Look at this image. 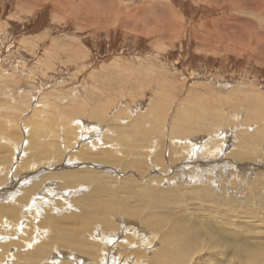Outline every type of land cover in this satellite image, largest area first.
Instances as JSON below:
<instances>
[{
  "label": "rangeland",
  "instance_id": "rangeland-1",
  "mask_svg": "<svg viewBox=\"0 0 264 264\" xmlns=\"http://www.w3.org/2000/svg\"><path fill=\"white\" fill-rule=\"evenodd\" d=\"M137 125H141L140 128L144 126L142 129L148 134V138L139 141L136 147L139 159L152 160L147 165L149 169L147 166L144 168L147 174L151 173L147 177L161 178L163 183H157L167 196L176 190L182 196V208L186 210L175 213L177 224L201 221L203 212L196 210L209 206L201 200H196L193 206L194 202L189 201V194L185 192L188 188L191 190L196 185H204L214 190L217 188V192L222 194L228 184L229 203H240L264 191V180L258 178L264 176V0H0V177H3L0 206L6 209L15 207L18 214L21 213L20 221L15 222V231L12 230L13 225L5 227L9 234H5L3 228L0 230V237L4 236V239L3 236L0 238L3 239L0 244L14 243L9 246L11 249L8 248L12 251H6L10 257L8 254L0 264H23L25 256L33 254L38 247L36 239L55 235L50 233L55 222L65 231L63 235H68V220L79 213L78 200L88 196L92 188L87 184L82 188L70 186L71 189L63 186L64 183L55 176L62 171H99L105 166L110 170L116 168L117 172L104 171L105 176L107 179L119 177L120 181L115 179L119 183L116 186L119 185L122 195L127 196L120 182L126 180V175H134L133 172L140 174L138 157L125 150L126 144L136 139ZM152 129L160 130L163 138L156 140L163 148L160 155L163 162L158 161L157 151L148 142ZM254 134L256 143L260 142L262 147L253 150L257 155L255 162L251 157L233 158L231 154L240 149L239 143L250 138L252 141ZM36 136H41L43 142L42 139L37 142ZM207 145H212V149ZM175 148L181 151L180 154ZM82 151H87L85 160H79L77 156ZM119 151L122 155L125 153L126 159ZM170 151L175 152L179 159L177 156L171 159ZM55 154L60 155L59 160ZM111 155L117 158L114 159L117 164L108 161L112 160L109 158ZM69 159L77 163L67 162ZM65 162L69 168H63L67 165ZM225 162L235 168H223ZM39 163H43L44 168ZM188 164L193 166H186ZM252 166H255V176L247 174V167ZM126 167L129 170L124 172ZM35 171L42 174L35 176ZM193 172L199 173L200 179L191 180L187 176ZM138 176L134 177L145 183ZM148 184L151 188H158L154 183ZM231 189L238 192L233 199ZM257 201L258 205L252 204L250 209L257 213L255 216L264 219V198L259 202L257 197ZM211 205L232 215L231 210L220 206L218 201ZM238 205L241 206L240 211L247 210L242 206L243 202ZM224 213L220 211L214 215L224 219ZM210 215L213 214H205V217ZM3 222L4 218L0 219V223ZM139 222L135 218L131 224L123 226L129 229L125 236L117 230L118 235L113 232L108 237V234H100L98 225L97 228L93 225V231L87 234L86 239L95 240L99 245V238L103 236L105 253L101 256L97 253L94 258L89 257L55 242L49 244L51 249L48 248L47 254L50 255L39 259L38 264H74L75 260L77 264L78 258V264H101L98 262L101 259L105 264H152L154 252L160 250L161 243L153 240L150 245V237L144 232L146 227H142L143 230ZM25 224L30 227L29 238L22 236V231L27 233V230H22L27 227ZM41 225H46V228ZM76 226L74 230L81 231ZM140 231L144 235H140ZM10 232H14L13 235L16 232V238ZM252 232L254 230L244 234V238L249 239ZM255 232L264 235V220L257 226L255 223ZM41 235L45 237L42 239ZM29 240L36 243L33 248L27 245L28 249L25 246L19 248V241L30 243ZM247 242L255 244L254 240ZM216 247L212 251L202 249L186 264H252L247 258L229 254L221 244H216ZM13 250L24 256L20 263L19 255L12 256ZM56 252L59 257L54 255Z\"/></svg>",
  "mask_w": 264,
  "mask_h": 264
},
{
  "label": "bare ground",
  "instance_id": "bare-ground-1",
  "mask_svg": "<svg viewBox=\"0 0 264 264\" xmlns=\"http://www.w3.org/2000/svg\"><path fill=\"white\" fill-rule=\"evenodd\" d=\"M207 1V0H205ZM234 1V0H233ZM262 3V2H261ZM255 5V4H253ZM260 6V5H259ZM258 6V7H259ZM235 7V6H234ZM259 9V8H258ZM257 9V10H258ZM255 10V9H254ZM256 11V10H255ZM237 24V23H236ZM206 109V108H205ZM162 111V110H161ZM209 111V110H208ZM97 113V112H96ZM184 114V113H183ZM203 114V113H202ZM154 115V114H153ZM181 115V114H180ZM156 116V115H155ZM205 116V115H204ZM207 116V114H206ZM205 116V117H206ZM203 117V116H202ZM173 118V117H172ZM178 118V117H177ZM184 118V117H183ZM196 118V117H195ZM199 118V117H198ZM216 118V117H215ZM179 119V118H178ZM157 120V119H156ZM188 120V118H187ZM190 120V119H189ZM205 120V119H204ZM215 120V119H214ZM217 120V119H216ZM215 120V122H216ZM177 121V120H176ZM192 121H194L192 119ZM212 121V120H211ZM172 122H175V120L173 119ZM171 122V123H172ZM182 122V121H180ZM191 122V121H190ZM199 122V121H197ZM213 122V121H212ZM192 123V122H191ZM207 123V122H206ZM143 124V123H142ZM159 124V123H158ZM164 124L165 123V120H164ZM82 125V124H81ZM171 125V124H170ZM183 125V123H182ZM193 125V124H192ZM201 125V123H200ZM199 127H202L200 126ZM83 126V125H82ZM122 126V125H121ZM131 126V125H130ZM138 127V131H136L135 135H136V139H132L129 141L128 144H126L125 146V141H123L124 143V146H125V150L126 152L128 151H131L134 153L133 156H136L138 157V161H139V164H138V170L140 172V174H137V172H133L134 175L132 174H129L128 176L126 175V180L125 181H121L120 184L123 186V191L124 193L127 192V196L124 197L122 195V188L117 185L118 181V178L116 181L115 179H107L106 178V173L104 171H110L109 173L111 172H117L118 170L115 168L114 170H110L108 169V167H103L104 169L103 170H99V171H92V170H88V169H81V170H78V171H73L71 172L70 171H62L61 174H57L55 175L58 180L63 184V186L65 185L66 187H70V186H79V187H84L85 184L87 185H90L92 188L91 189V193L88 195V196H83L81 197L79 200H78V203H79V213L77 212V215L76 216H73L70 220L69 223H70V229L68 230V235H63V232H65L61 227H59L57 225V222L54 223V225L52 226V234H55L54 236L52 235H48V237H46L45 239H48L47 241H45L44 243H42L41 245H39V241H43L45 239H43L44 237H42L43 240H38L36 239L37 241V248L35 249V252L31 255H27L25 256L26 257V261L25 259H23L22 256H20V254L18 253H15V250L14 251V254H12V256H15V255H19L20 257L18 258V262L20 263V259H23L22 262L23 264H38V261L39 259H41L42 257H45L47 255V257L50 255H48L47 253H49V244L51 243H60L62 247H66V248H74L82 253H85L86 255H88L89 257H93L95 256V254L97 255V253L101 256V254H104L105 253V250L104 249V245H103V241L106 242V240H103L102 237L99 238V245L98 244H95V240L91 241L90 239H86V236L87 234H91L92 231H93V225L95 228H97V225L99 226L100 228V234H103V235H107L109 237V234L115 232V235H118V233L121 231L122 235L125 236V233H127L129 231V229H125L123 228V226H128L129 224H131V221L132 219H135V218H138V220L141 222L142 226L141 228L143 227H146V229L144 230V232L149 235L150 237V245H151V242L153 240H158L159 243H161V246L159 247V251L158 252H154V258H153V261L151 262L152 264H186L189 259L195 255V254H198L201 252L202 249H209V250H213L215 248H218L216 247V244H221L225 249L226 251L231 254V255H235V256H238L239 258H247V261L249 263H252V264H264V235L262 236V233H257L255 232V223H256V226L258 225L259 222L263 221L264 219H260L258 218V216H255V214H257L255 211H251L250 209V205L252 206V204H255V206H257L258 204V201H257V197H258V200L260 202V200L262 198H264V191L262 192H259V194H255L252 195L251 197L249 198H246L245 200L243 199L242 201H239L240 203H235V201H233L232 203H229L228 202V187L226 185V187H224V190H223V193L220 194L219 192H217V188L216 190H214L212 187H208V186H202L200 187L199 185H196L194 188H192L191 190H189L190 188L186 189L185 192H188L187 194H189V201H192L194 203H192L193 206L196 205V200H201V201H204L207 205L209 206H205L203 209H197L196 211H200L201 213L203 212V215H202V220H195V221H188L184 224H177L175 222V219H176V216L175 213H182L183 209L185 208H182V196L179 195V192L176 190V192L174 191H171V195L170 196H167L165 193H164V186L162 187L163 189H161V185L159 183H157V181H161V178H148L147 175L151 176V173L147 174V171L145 172L144 171V168L145 166L147 165H150V162L152 161L150 159V161H144L146 159H139V154L138 152H136V147L139 146V141H143V140H146V138H148V134L146 133L145 130L142 129V127L144 128V126H142L140 128L141 125H137ZM169 126V124H168ZM175 126V124H174ZM173 126V127H174ZM184 126V125H183ZM114 127V126H113ZM133 127V126H132ZM131 127V128H132ZM146 127V126H145ZM190 127V126H189ZM197 127V128H199ZM115 128V127H114ZM113 128V129H114ZM134 129L135 128V125L133 127ZM158 128V127H157ZM165 128V127H164ZM172 128V127H171ZM181 128V127H179ZM192 128V127H191ZM210 128V127H209ZM123 129V128H122ZM156 129V128H155ZM173 129V128H172ZM41 130V129H40ZM153 130V129H152ZM168 130V129H167ZM178 130V128H177ZM197 130V129H196ZM219 130V128H218ZM38 131V130H37ZM42 131V130H41ZM154 131V130H153ZM152 131L151 135H150V140L148 141L150 146H152L153 148H155L154 150L157 151V156H158V161H161L163 162V159L160 157V155L162 154L161 151H162V147H159V145L157 144L160 139V137L162 138L161 136V133H160V130H155L154 132ZM165 131V130H164ZM203 131V130H202ZM40 132V131H39ZM112 132V131H111ZM150 132V131H149ZM42 133V132H41ZM175 133V132H174ZM182 132H180L181 134ZM43 134V133H42ZM114 134V133H113ZM150 134V133H149ZM190 134V133H189ZM38 135V134H36ZM41 135V134H40ZM110 135V134H108ZM117 135V134H116ZM173 135H176V134H173ZM172 135V137H173ZM185 135V134H184ZM188 135V133H187ZM194 135V134H193ZM196 135V134H195ZM43 136V135H41ZM41 136H36V139L38 138L37 142H40L42 138H40ZM111 136V135H110ZM113 136V135H112ZM111 136V137H112ZM171 136V134H170ZM180 136V135H179ZM192 136V135H191ZM245 136V135H244ZM67 137V136H66ZM130 137V136H129ZM187 137V136H186ZM189 137V136H188ZM222 137V136H221ZM40 138V139H39ZM44 138V137H43ZM47 138V136H46ZM108 138V137H107ZM170 138V137H169ZM168 138V139H169ZM174 138V137H173ZM182 138V137H181ZM185 138V137H184ZM58 139V138H57ZM115 139V138H114ZM163 139V138H162ZM176 139V138H175ZM192 139V138H191ZM209 139V138H208ZM213 139V138H212ZM40 140V141H39ZM117 140V139H116ZM157 140V141H156ZM166 140V139H165ZM108 141V140H107ZM118 141H119V138H118ZM184 141H188V140H184ZM241 141V140H240ZM43 142V139L42 141ZM117 142V141H116ZM127 142V141H126ZM204 142V141H203ZM257 141H255V134L252 135V141H251V138L250 139H246V140H243L242 142H240L239 144H241L240 146V149H238L236 152L234 151L231 156L233 158H239V159H250V157L252 158V160L255 162V160L257 159L256 158V154L255 152H253V150L255 148L259 149V148H262L261 147V144L260 142L256 143ZM77 143V142H76ZM110 143V142H109ZM118 144H120L119 142H117ZM115 143V144H117ZM219 143H222L219 142ZM39 144V143H38ZM78 144V143H77ZM117 144V146H118ZM122 144V143H121ZM160 144V143H159ZM196 144V143H195ZM211 144V143H210ZM218 144V143H217ZM224 144V143H223ZM37 145V144H36ZM57 145V144H56ZM55 145V146H56ZM123 145V144H122ZM121 145V146H122ZM222 145V144H221ZM64 146V145H63ZM77 146V145H76ZM141 146V145H140ZM208 146V145H207ZM212 146V145H211ZM211 146H208V147H211ZM37 147V146H36ZM57 147V146H56ZM105 147V146H104ZM206 147V148H208ZM215 147V146H213ZM51 148V147H50ZM58 148V147H57ZM66 148V147H64ZM64 148H63V151H64ZM124 148V147H123ZM138 148V147H137ZM216 148V147H215ZM248 148V149H247ZM88 149V148H87ZM87 149H83V150H87ZM121 149V148H120ZM145 149V148H144ZM147 149V148H146ZM176 149V148H175ZM212 149V147L210 148V150ZM81 150V149H80ZM119 150V149H118ZM118 150L116 151L118 153ZM124 150V151H125ZM139 150V149H138ZM179 154L180 152L178 151V148L176 149ZM184 150V149H183ZM182 150V151H183ZM186 150V149H185ZM207 150V149H206ZM261 150V149H260ZM46 151V150H45ZM59 151L62 152V148L60 149L59 148ZM88 151V150H87ZM87 151L84 152L82 151V154L78 156L79 160H85L88 158L87 156ZM122 151V150H121ZM121 151H119L121 153ZM144 151V150H143ZM147 151H150V150H147ZM174 151V149H173ZM173 151H170V158L171 159H175V157L177 156L175 154V152ZM205 151V149H204ZM208 151V150H207ZM206 151V153H207ZM213 151V150H212ZM44 152V151H42ZM48 152V151H47ZM123 152V151H122ZM142 152V151H141ZM146 152V151H145ZM167 152V151H166ZM186 152V151H185ZM210 152V151H209ZM216 152V151H214ZM264 152V151H263ZM220 153V152H219ZM30 154V153H28ZM77 154V153H76ZM88 154H91V153H88ZM99 154V153H98ZM97 154V155H98ZM112 154V153H111ZM125 154V153H124ZM123 154V155H124ZM129 154V153H128ZM212 154V153H211ZM260 154L259 153V157H260ZM34 155V154H33ZM56 155V159L59 160L60 159V155L59 154H55ZM71 155V154H70ZM96 155V154H95ZM105 155V154H104ZM109 155V154H107ZM105 155V156H107ZM116 155V154H115ZM118 155V154H117ZM116 155V157H117ZM120 155V154H119ZM122 155V153H121ZM122 155V156H123ZM202 155V154H201ZM229 155V154H228ZM91 156V155H90ZM93 156V154H92ZM91 156V157H92ZM113 155H111V157L109 158H112ZM126 156V155H125ZM130 156V155H129ZM168 156V157H169ZM180 156V155H179ZM203 156V155H202ZM205 156V155H204ZM203 156V157H204ZM262 156V155H261ZM264 156V155H263ZM33 157V156H32ZM44 157V156H43ZM49 157V156H48ZM55 157V156H54ZM73 157V155H72ZM98 156H96L97 158ZM124 157V156H123ZM127 157V156H126ZM126 157H124L126 159ZM143 157H145V154L143 152ZM147 157V155H146ZM167 157V156H166ZM183 157V155H182ZM202 157V158H203ZM231 157V158H232ZM29 158V157H27ZM34 158V157H33ZM70 158V157H69ZM93 158V157H92ZM103 158V157H102ZM101 158V159H102ZM106 158V157H105ZM178 158V156L176 157ZM188 158V157H187ZM10 159V158H9ZM26 159V158H24ZM37 159V158H36ZM42 159V157H41ZM44 159H47V158H43ZM94 159V158H93ZM99 159V158H98ZM114 159H117L115 158H112V160ZM132 159V158H130ZM166 159V158H165ZM179 159V158H178ZM177 159V161H179ZM186 159V158H185ZM189 159V158H188ZM30 161V159H28ZM89 160V159H88ZM91 160V159H90ZM112 160H108L109 162L111 161L112 163H116V160L112 161ZM135 160V159H133ZM157 160V159H156ZM168 160V159H167ZM166 160V161H167ZM187 160V159H186ZM260 160V159H259ZM258 160V161H259ZM2 161V160H1ZM6 161V160H5ZM38 161V160H37ZM101 161V160H100ZM120 161V160H119ZM121 161H122V158H121ZM125 161V160H123ZM127 161V160H126ZM130 161V160H129ZM157 161V162H158ZM169 161V160H168ZM167 161V162H168ZM175 161V162H177ZM194 161V160H192ZM240 161V160H239ZM243 161L242 160V164H243ZM36 162V161H35ZM39 162V161H38ZM41 162V160H40ZM46 162V161H45ZM58 162V161H57ZM67 162H74V161H70V159L67 161ZM65 162V163H67ZM85 162V161H84ZM82 162V163H84ZM97 162V161H96ZM107 161H104L103 163H105ZM108 162V163H109ZM110 162V163H111ZM118 162V161H117ZM132 162V161H131ZM130 162V163H131ZM161 162V163H162ZM165 162V161H164ZM171 162V161H169ZM181 162V161H180ZM179 162V163H180ZM205 162V161H204ZM208 163V161H206ZM8 163V162H7ZM22 163V162H21ZM34 163V162H33ZM74 163H77V162H74ZM80 163V162H79ZM119 163V162H118ZM153 163V162H152ZM173 163V162H172ZM172 163H170L172 165ZM186 162H184L183 164H185ZM236 163V162H235ZM245 163V162H244ZM253 163V162H252ZM40 164V163H39ZM42 165V164H40ZM72 164V163H71ZM81 164V163H80ZM99 164V163H97ZM117 164V163H116ZM127 164V162H126ZM134 164V163H133ZM133 164H132V167H133ZM178 164V163H177ZM222 164V163H221ZM130 165V164H129ZM165 165V164H164ZM174 165V163H173ZM176 165V164H175ZM181 165V164H180ZM190 164L186 165L189 167ZM206 165V164H205ZM216 165V164H215ZM236 165V164H235ZM238 165V163H237ZM254 165V164H253ZM11 166V165H10ZM19 166V164L17 165ZM33 166H37L36 164ZM43 166V165H42ZM163 166V165H162ZM160 166V168L162 167ZM169 166V165H168ZM190 166H193V165H190ZM199 166V165H198ZM202 166V164H201ZM217 166V165H216ZM222 166V165H221ZM220 166V167H221ZM27 167V166H26ZM29 167V166H28ZM41 167V166H40ZM65 167H68V163L67 165H63V168ZM73 167V166H72ZM120 167V166H119ZM135 167V166H134ZM133 167V168H134ZM153 167V166H152ZM157 167V166H156ZM155 167V168H156ZM164 167V166H163ZM162 167V168H163ZM172 167V166H171ZM187 167V168H188ZM208 167V166H207ZM235 168L229 164H227L225 162V165L223 166V168ZM243 167H246V166H243ZM44 168V166H43ZM47 168V167H46ZM82 168V167H81ZM128 167L124 168V172L125 170H129L127 169ZM146 168L149 169V166H147ZM158 168V167H157ZM173 168V167H172ZM202 168V167H201ZM218 168V166L216 167ZM258 168V166H257ZM256 168V169H257ZM20 169V168H19ZM48 169V168H47ZM121 169V168H120ZM170 169V168H169ZM210 169V168H209ZM244 169V168H243ZM247 169H249V173H247L249 176H253L255 174V166H252L250 168L247 167ZM12 170V169H10ZM25 170V169H24ZM23 170V172H24ZM29 170L32 171L31 168H29ZM37 170V169H36ZM76 170V169H75ZM164 170H165V167H164ZM168 170V169H167ZM175 170V169H174ZM180 170V168H179ZM206 170H208L206 168ZM214 170V169H212ZM20 171V170H19ZM38 171V170H37ZM43 171V169H42ZM120 171V170H119ZM150 171V170H149ZM169 171V170H168ZM171 171V172H170ZM169 172L170 173H173L172 170H170ZM196 171V170H195ZM209 171V170H208ZM227 173L228 170H226ZM230 171V170H229ZM5 172V171H4ZM14 172V171H12ZM22 172V171H21ZM30 172V171H29ZM41 172V171H40ZM176 172V171H175ZM181 172H183L181 170ZM187 172V170H185V173ZM198 172V171H197ZM242 172V170H241ZM15 173V172H14ZM20 173V172H19ZM39 173V172H38ZM160 173V171H159ZM163 173H166V172H163ZM162 173V174H163ZM169 173V174H170ZM178 173V172H176ZM180 173V172H179ZM184 173V172H183ZM207 173V172H206ZM2 174V173H1ZM6 174V173H5ZM33 174V173H32ZM37 172L35 171V176H36ZM40 174V173H39ZM39 174H37L39 176ZM42 174V173H41ZM40 174V175H41ZM48 174V172L46 173ZM52 174V172H51ZM114 174V173H112ZM116 174V173H115ZM121 175L124 174V173H120ZM156 174V173H155ZM174 174V173H173ZM172 174V175H173ZM182 174V173H181ZM199 173H196V172H193V174H187V176H190L189 178H191V180H195L196 178L200 179V175H198ZM225 174V173H224ZM45 175V173L43 174ZM42 175V176H43ZM109 175V174H107ZM111 175V174H110ZM109 175V176H110ZM138 176L142 179L143 182L145 183H141L140 181H138L134 176ZM164 175V174H163ZM175 175V174H174ZM173 175V176H174ZM177 175V174H176ZM179 175V174H178ZM2 176H4L2 174ZM8 176H9V173H8ZM37 176V177H38ZM116 176V175H114ZM166 176V175H165ZM202 176V175H201ZM210 176V175H209ZM247 176V175H246ZM255 176V175H254ZM258 176V174H257ZM256 176V177H257ZM46 177V175H45ZM50 177V176H49ZM53 177V175H52ZM169 177V175H168ZM204 177V175H203ZM219 177V176H218ZM224 177V175H223ZM231 177V176H230ZM18 178V177H17ZM109 178V177H108ZM174 178V177H172ZM180 178V177H179ZM188 178V179H189ZM222 178V176L220 177ZM227 178V176H226ZM236 178V177H234ZM241 178V177H240ZM243 178V177H242ZM248 178V176H247ZM258 178H260L261 180H264V176H258ZM6 179V178H5ZM8 179V178H7ZM22 179V178H21ZM25 179V178H24ZM29 179H31V177H29ZM35 179V178H33ZM166 179V178H165ZM176 179V177H175ZM173 179V180H175ZM183 179V177H182ZM185 179V178H184ZM218 179V178H217ZM223 179V178H222ZM228 179V178H227ZM250 179V178H249ZM26 180V179H25ZM41 180V179H40ZM38 180V181H40ZM43 180V179H42ZM50 180H52L50 178ZM54 180V179H53ZM163 180V179H162ZM190 180V179H189ZM214 180V179H213ZM233 180V179H232ZM255 180V179H254ZM2 181H3V177H0V184H2ZM24 181V180H23ZM27 181V180H26ZM36 181V182H38ZM165 181V180H164ZM169 181V180H168ZM171 181V179H170ZM176 181V180H175ZM201 181V180H200ZM224 181V180H223ZM244 181V180H243ZM148 182L150 183H154L158 188H151V186L148 184ZM162 182V181H161ZM202 182V181H201ZM200 182V183H201ZM216 182V181H215ZM214 182V183H215ZM218 182V181H217ZM222 182V181H221ZM252 182V180H251ZM250 182V183H251ZM264 182V181H263ZM15 183V182H14ZM58 183V182H57ZM108 183V185H107ZM163 183V182H162ZM213 183V184H214ZM237 183V182H236ZM245 183V181H244ZM248 183V182H247ZM5 184V182H4ZM11 184V183H10ZM13 184V183H12ZM11 184V185H12ZM21 184V183H20ZM52 184V183H51ZM119 184V183H118ZM170 184V183H169ZM212 184V185H213ZM253 184V182H252ZM60 185V184H58ZM57 185V186H58ZM230 187L232 188V184L230 183ZM3 186V185H2ZM1 186V188H2ZM8 186V185H7ZM25 186V185H23ZM210 186V185H209ZM262 186V185H260ZM9 187V186H8ZM13 187V186H12ZM26 187V186H25ZM47 187V186H46ZM170 187V186H169ZM259 187V186H258ZM14 188H16L14 186ZM32 188H33V185H32ZM62 188V187H61ZM77 188V187H76ZM88 188V187H87ZM236 188V187H235ZM262 188V187H260ZM264 188V187H263ZM20 189V188H19ZM41 189V188H39ZM63 189V188H62ZM71 189V187L69 188ZM73 189V188H72ZM79 189V188H78ZM85 189V188H84ZM83 189V191H84ZM234 189V188H233ZM233 189L232 192H233V195L231 197V199H233V196H236V193L238 192H235ZM251 189V188H250ZM16 190V189H15ZM50 190V189H49ZM74 191H76V189H73ZM80 190V189H79ZM172 190V189H171ZM240 190V189H239ZM254 190V189H253ZM41 191V190H40ZM44 191V189H43ZM68 191V189H67ZM245 191V190H243ZM261 191V189H260ZM5 192V191H4ZM11 192V191H10ZM168 192V191H167ZM241 192V191H240ZM21 193V192H20ZM27 193V192H25ZM244 193V192H243ZM2 194V193H1ZM22 194V193H21ZM30 194V192H29ZM56 194V193H54ZM73 194V193H72ZM79 194V193H78ZM15 195V194H14ZM18 195V194H17ZM81 195V194H80ZM248 195V194H247ZM4 196V195H3ZM8 196V195H7ZM22 196V195H21ZM79 196V195H78ZM16 197V196H15ZM27 197V196H26ZM25 197V198H26ZM30 197V196H29ZM55 197V196H54ZM7 198V197H5ZM28 198V197H27ZM76 198V197H75ZM78 198V197H77ZM168 198H170L171 200H168ZM2 199V198H1ZM23 199V198H22ZM30 199V198H29ZM186 200V199H184ZM183 200V201H184ZM29 201V200H28ZM31 201V199H30ZM58 201V200H57ZM218 201L219 202V205L224 207V208H227V209H230L231 212H232V215H227L224 213V211L221 209V207H217L215 208L214 205H211L212 203ZM252 201V202H251ZM139 203V205H136V203ZM185 202V201H184ZM243 202V205L242 206H246L247 207V210H244L243 211H240L241 209V206L238 205V204H241ZM58 203V202H57ZM64 203V202H61V204ZM23 204H26L23 202ZM33 204V203H32ZM59 205L62 207V205ZM65 204V203H64ZM75 204V202H74ZM17 207H21L19 203H16L15 204ZM66 206V205H65ZM64 206V207H65ZM71 207V206H70ZM78 207V206H77ZM249 207V208H248ZM63 208V207H62ZM61 208V209H62ZM69 208V207H68ZM67 208V209H68ZM72 208V207H71ZM70 208V209H71ZM26 209V208H25ZM57 209V208H56ZM73 209V208H72ZM71 209V210H72ZM52 210V209H51ZM66 210V209H65ZM75 210V209H74ZM73 210V211H74ZM186 210V209H185ZM76 211V210H75ZM222 211L224 213V216L226 218H220L214 214L218 213ZM28 213V212H26ZM49 213V212H48ZM54 213V212H53ZM73 213V212H72ZM71 213V214H72ZM262 213V212H261ZM36 214V213H35ZM43 214V213H42ZM59 214V213H58ZM67 214V213H66ZM70 214V215H71ZM205 214H213V215H210V216H206L205 217ZM18 215H19V219H18ZM20 215L21 213L18 214V211L15 207H11V209H6L5 207H2L0 206V219L4 218V221L3 223H0V230L3 228V230L5 231V227L7 226L8 228H10V225L12 226L13 225V228L12 230L15 231V222L18 220L20 221ZM23 215V214H22ZM27 215V214H25ZM24 215V216H25ZM30 212H29V216H30ZM54 215V214H53ZM69 215V214H68ZM259 215V214H258ZM23 216V217H24ZM28 216V215H27ZM49 216V215H48ZM56 216V215H55ZM62 216V215H61ZM64 216V215H63ZM231 216V217H229ZM58 217V216H57ZM60 217V216H59ZM71 217V216H69ZM27 219V218H26ZM40 219V218H39ZM45 219V218H44ZM51 220V219H50ZM53 220V219H52ZM64 220V219H63ZM62 221V220H61ZM60 221V222H61ZM137 221V220H136ZM237 221L241 222V224H239ZM46 222L47 219H46ZM139 222V223H140ZM20 223V222H19ZM32 223V222H31ZM42 223H45L42 221ZM64 223V222H63ZM24 224V222H23ZM65 224V223H64ZM124 224V225H122ZM137 224V223H136ZM21 225V224H20ZM26 225V224H25ZM33 225V224H32ZM31 225V226H32ZM51 225V224H50ZM60 225V224H59ZM79 229H81V231L77 230H74V227L75 226ZM27 227H24L22 230H27V233L26 231H22V236L26 235L25 237H28L29 233V228L28 225H26ZM44 225H41L40 227H42ZM46 226V225H45ZM44 226V227H45ZM118 226H122L123 229H120ZM43 228V227H42ZM46 228V227H45ZM35 229V227L33 228ZM48 229V228H47ZM46 229V230H47ZM126 231H125V230ZM11 230V231H12ZM95 230V229H94ZM97 230V229H96ZM117 230L119 231L117 233ZM251 230H254V232H252V235H248L249 239L247 238H244V234H247V233H250ZM135 229H133V233ZM147 231V232H146ZM151 231H155V232H159L160 234H156V233H151ZM8 234H9V231H7ZM5 231V234L7 233ZM17 232V231H16ZM15 232V234H17ZM12 234L10 235H13L14 232H10ZM140 235H144V233H142V231L139 232ZM138 233V234H139ZM15 234L13 236H15ZM28 234V235H27ZM33 234V233H32ZM95 234V232H94ZM93 234V235H94ZM44 235V234H43ZM47 235V234H46ZM92 235V236H93ZM99 235V234H98ZM114 235V234H113ZM128 235V234H126ZM134 234H129L128 236H132ZM3 236V235H2ZM1 236V237H2ZM32 236V235H31ZM34 236V235H33ZM39 236V235H38ZM89 236V235H88ZM111 236V235H110ZM0 237V238H1ZM9 237V236H8ZM19 237H20V234H19ZM37 237V236H36ZM40 237V238H41ZM144 236H142L141 238H143ZM16 238V236H15ZM21 238V237H20ZM29 238V237H28ZM32 238V237H31ZM30 238V239H31ZM112 238V237H111ZM127 238V237H126ZM3 239H4V236H3ZM1 239V240H3ZM26 239V238H24ZM113 239V238H112ZM0 240V241H1ZM11 240V239H10ZM23 240V239H21ZM28 240V239H26ZM34 240V239H33ZM108 240V238H107ZM111 240V239H110ZM251 240H254L255 241V244H250L248 243L247 241H251ZM17 241V240H16ZM32 241V240H31ZM35 241V242H36ZM109 241V240H108ZM27 242V241H26ZM30 242V240H29ZM116 242V241H115ZM124 242V241H123ZM20 244V247L19 248H22L23 246H25L26 248V245L27 247H31L32 248L34 247L33 245L36 244V243H25L24 241H19L18 242ZM113 243V242H112ZM122 243V242H121ZM143 244V243H142ZM11 245H14V243H9V244H0V262L5 260L7 255L12 251L8 250L9 246L12 247ZM36 246V245H35ZM56 246V245H55ZM129 246V245H128ZM58 247V246H57ZM56 247V248H57ZM14 248V247H13ZM16 248V247H15ZM14 248V249H15ZM24 248V247H23ZM49 248V249H48ZM54 248V247H53ZM60 248V247H59ZM99 248V250H98ZM149 248H151L149 246ZM11 249V248H9ZM28 249V248H26ZM26 249L24 251H26ZM30 249V248H29ZM9 251V253L7 254L6 251ZM19 251H22L23 249H18ZM69 250V249H68ZM66 250V251H68ZM98 250V251H97ZM149 250V249H147ZM28 251V250H27ZM30 251H33V250H30ZM70 251V250H69ZM18 252V251H16ZM29 252V251H28ZM6 253V254H5ZM20 253H24V252H20ZM61 253V252H60ZM71 253V251H70ZM25 254V253H24ZM23 254V255H24ZM150 254V253H149ZM54 255H58V253L56 252V254ZM62 255V254H61ZM65 256V255H64ZM70 256V255H69ZM107 256V255H106ZM105 256V257H106ZM9 257H10V254H9ZM16 257V256H15ZM99 257V256H98ZM117 257V256H116ZM103 258V257H102ZM114 258V257H113ZM58 259V258H57ZM56 259V260H57ZM66 259V258H65ZM70 259V258H69ZM56 260H53L56 262ZM59 260V259H58ZM79 260V258H78ZM77 260V264L80 262H78ZM82 260V259H81ZM96 260V259H94ZM98 260V258H97ZM100 260V259H99ZM103 259H101V261H98V262H101V264H105L104 262H102ZM13 261V260H11ZM60 261V260H59ZM65 261V260H64ZM72 261V260H71ZM69 261V262H71ZM132 261V260H131ZM76 262V260H75ZM74 262V264H75ZM84 262V261H83ZM96 262V261H95ZM4 263V262H3ZM43 263V262H42ZM41 263V264H42ZM47 263V262H46ZM54 263V262H53ZM115 263V262H114ZM6 264V263H5ZM40 264V263H39ZM58 264V263H57ZM69 264V263H68ZM113 264V263H111ZM117 264V263H116Z\"/></svg>",
  "mask_w": 264,
  "mask_h": 264
}]
</instances>
